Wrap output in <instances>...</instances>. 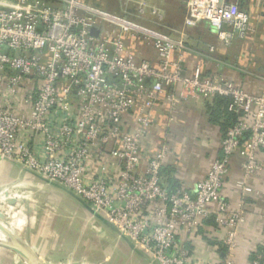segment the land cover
Instances as JSON below:
<instances>
[{
	"label": "built area",
	"instance_id": "obj_1",
	"mask_svg": "<svg viewBox=\"0 0 264 264\" xmlns=\"http://www.w3.org/2000/svg\"><path fill=\"white\" fill-rule=\"evenodd\" d=\"M185 7L186 26L206 21L225 46L247 35L249 14L238 0ZM137 13L162 20L155 7ZM128 36L152 48L156 62L128 52ZM188 49L182 37L81 0H0V161L73 191L157 264H202L185 242L212 218L226 252L210 264H236L246 213L225 189L239 151L244 177L235 188L255 192L248 178L264 172V88L253 94L201 66L188 74ZM162 96L172 108L189 97H229L236 116L192 192L163 184L166 145L141 169V142Z\"/></svg>",
	"mask_w": 264,
	"mask_h": 264
},
{
	"label": "crops",
	"instance_id": "obj_2",
	"mask_svg": "<svg viewBox=\"0 0 264 264\" xmlns=\"http://www.w3.org/2000/svg\"><path fill=\"white\" fill-rule=\"evenodd\" d=\"M46 1L52 3L54 0ZM81 1L126 14L144 23L155 22V18L150 15L140 17L137 8L141 5L146 10L155 7L162 15V20L155 24L174 37H182L189 47L185 53L188 74L201 66L204 75H222L253 94L263 91L264 0H238L239 7L249 14V26L246 37L236 39L229 46L218 40L206 21L195 26L185 25L186 0ZM211 47H214L213 51ZM126 50L138 60L156 62L155 51L140 39L128 36ZM207 104V99L189 97L172 108L167 97L162 96L154 108L156 119L140 146L141 169L144 170L150 158L162 145H166L169 151L163 166L162 182L170 190L185 188L192 192L197 181L206 176L212 162L220 155L224 133L221 126L213 121ZM131 125H135L133 119ZM259 159L264 162V152L259 154ZM244 160L241 151L233 156L229 184L225 189L233 200L243 202L246 213V220L240 229L241 244L236 252V264H251L253 254L264 245V172L248 178L255 192L243 194L234 185L244 177ZM8 173V177L12 176L9 183L18 184L24 180L30 185L29 188L39 187L41 192L48 193L47 197L43 196L45 204L53 205L58 199L64 200L58 204L62 211L65 209L64 213L57 214L51 220L41 215L39 217L37 213L27 218L28 223L24 226L28 231L20 230V236L29 242V247L26 246L29 253L40 263L157 264L135 243L105 227L87 206L63 186L48 183L39 174L19 164L0 161V182L6 179ZM13 219L11 225L20 227L22 217L19 212L13 213ZM11 225H8L9 230ZM69 237H73V240ZM222 237L223 230L210 218L185 242V246L192 259L210 264L225 255ZM10 254L7 248L0 247V257Z\"/></svg>",
	"mask_w": 264,
	"mask_h": 264
},
{
	"label": "rangeland",
	"instance_id": "obj_3",
	"mask_svg": "<svg viewBox=\"0 0 264 264\" xmlns=\"http://www.w3.org/2000/svg\"><path fill=\"white\" fill-rule=\"evenodd\" d=\"M140 20V19H139ZM154 20V18H153ZM152 22V21H151ZM155 22H158L155 20ZM153 21L152 23L145 22L146 24L159 28L157 24ZM9 173L6 176V179L0 182V232L2 233L0 236V243L3 244H10V245H17L24 247L29 250V242L26 239H23L21 236V231H28L25 229L27 226H24L25 223L27 225V218H32L36 216L38 213L39 217L44 216L49 220L54 219L55 216L58 214L60 215L61 212L64 213L65 209L58 208L61 204V199H58V202L53 203V205L45 204L43 202V196L47 197L48 193L41 192L39 187H30L28 182L25 183L23 180L21 183L20 181L17 182L18 184L9 183L11 182V177H8ZM56 201V200H55ZM63 205V204H62ZM19 212L22 217V224L20 227L12 226L13 222V213ZM8 225H11V229H8ZM23 225V226H22ZM25 232V233H26ZM24 233V234H25ZM23 234V235H24ZM21 235V236H20ZM21 238V239H19ZM70 240H73V237ZM74 242V241H73ZM28 246V247H26ZM0 247H5L7 250L10 251V255H6L0 257V264H29L25 259L20 257L17 253H15L12 249L8 248L7 246L0 245ZM8 258L9 261L7 260Z\"/></svg>",
	"mask_w": 264,
	"mask_h": 264
},
{
	"label": "trees",
	"instance_id": "obj_4",
	"mask_svg": "<svg viewBox=\"0 0 264 264\" xmlns=\"http://www.w3.org/2000/svg\"><path fill=\"white\" fill-rule=\"evenodd\" d=\"M229 97L216 96L212 100H208V107L214 122H217L225 135L227 129L235 121V114L228 110ZM253 260L258 259L260 264H264V245L260 246L258 251L253 254Z\"/></svg>",
	"mask_w": 264,
	"mask_h": 264
},
{
	"label": "water",
	"instance_id": "obj_5",
	"mask_svg": "<svg viewBox=\"0 0 264 264\" xmlns=\"http://www.w3.org/2000/svg\"><path fill=\"white\" fill-rule=\"evenodd\" d=\"M92 33L93 34H97L98 33V29L95 27L92 29ZM55 185H60V184H56V183H53ZM62 186V185H60ZM64 187V186H63ZM65 189H67L66 187H64ZM70 193H72L73 195H75L85 206H87L90 210H91V213L94 217H96L97 219H99L101 221V223L117 232L121 237H123L124 239H126L127 241H130L126 236L120 234L119 230L117 229L116 226H114L106 217H104L101 213L97 212L87 201H85L82 197L78 196L77 194H75L73 191L67 189ZM0 245H3V246H7L8 248L12 249L15 253H17L20 257H22L23 259H25L29 264H42L40 263L39 261H37L38 259H36L35 256L31 255L28 251V249L24 248V247H21V246H17V245H10V244H3V243H0ZM38 262V263H37Z\"/></svg>",
	"mask_w": 264,
	"mask_h": 264
}]
</instances>
